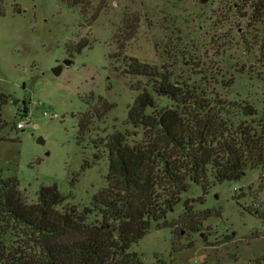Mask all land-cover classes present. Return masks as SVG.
<instances>
[{"label":"rangeland","instance_id":"374dc122","mask_svg":"<svg viewBox=\"0 0 264 264\" xmlns=\"http://www.w3.org/2000/svg\"><path fill=\"white\" fill-rule=\"evenodd\" d=\"M163 80L264 115V0H0V180L16 178L28 202L55 183L67 197L58 208L89 206L107 185L106 138L145 141L128 120L142 89L155 109L175 107L153 90ZM83 114L91 124L81 135ZM185 204L214 214L191 231ZM165 219L129 247L142 264H264V165L221 183L208 174ZM10 225L0 220L6 245Z\"/></svg>","mask_w":264,"mask_h":264},{"label":"trees","instance_id":"16d2710c","mask_svg":"<svg viewBox=\"0 0 264 264\" xmlns=\"http://www.w3.org/2000/svg\"><path fill=\"white\" fill-rule=\"evenodd\" d=\"M146 67L135 63L132 70L146 74ZM153 90L175 107L155 109L153 96L142 89L128 120L142 126L145 141L131 144L121 132L106 138L107 185L89 206L58 208L67 197L55 183L41 185L36 201L28 202L16 178L0 180V220L11 223L16 233L12 244L0 242L1 264H142L129 247L153 224L169 226L166 214L191 184L203 186L208 174L213 183L237 180L245 170L264 165V115L257 116L251 104L207 99L197 89L164 80L154 82ZM90 124L91 118L83 114L79 133L87 132ZM88 166L85 161L82 169ZM198 214L184 205L191 231H199L202 220L214 213ZM90 215L95 218L89 220Z\"/></svg>","mask_w":264,"mask_h":264},{"label":"water","instance_id":"95a60500","mask_svg":"<svg viewBox=\"0 0 264 264\" xmlns=\"http://www.w3.org/2000/svg\"><path fill=\"white\" fill-rule=\"evenodd\" d=\"M70 62H71V60L66 59V60H64L63 64L68 65ZM60 71H61V65L57 66V67L53 70L54 74H58ZM37 142H39V143H43V139H42L41 137H39V138L37 139Z\"/></svg>","mask_w":264,"mask_h":264},{"label":"built area","instance_id":"2783aa9c","mask_svg":"<svg viewBox=\"0 0 264 264\" xmlns=\"http://www.w3.org/2000/svg\"><path fill=\"white\" fill-rule=\"evenodd\" d=\"M45 114V113H44ZM29 123V118L27 117V116H25L24 117V120H22V121H20V122H18L17 124H16V128L17 129H23L24 128V126L26 125V124H28Z\"/></svg>","mask_w":264,"mask_h":264}]
</instances>
